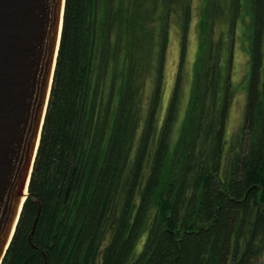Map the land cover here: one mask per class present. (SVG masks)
<instances>
[{"label":"trees","instance_id":"obj_1","mask_svg":"<svg viewBox=\"0 0 264 264\" xmlns=\"http://www.w3.org/2000/svg\"><path fill=\"white\" fill-rule=\"evenodd\" d=\"M127 5L129 0H65L28 197L1 264H252L264 253V129L253 146L264 95V0L251 5L242 122L228 137L227 70L222 85H207L202 102H195L184 163L164 188L178 90L177 79L159 117L165 34L137 143L140 115L127 98L112 123L93 107L91 82L108 24L111 29L118 15L123 27H132L130 16L140 11ZM188 11L186 6L184 31Z\"/></svg>","mask_w":264,"mask_h":264},{"label":"rangeland","instance_id":"obj_2","mask_svg":"<svg viewBox=\"0 0 264 264\" xmlns=\"http://www.w3.org/2000/svg\"><path fill=\"white\" fill-rule=\"evenodd\" d=\"M252 1L129 0V10L132 3L134 7L139 6L141 11L130 16L132 27H123V17L121 19L118 15L112 17L115 19L111 29L108 24V38L97 54L91 82L93 107L100 111L101 120L105 118L112 123L120 103L127 98L140 115L135 131L136 143L155 94L159 53L165 34L160 71L163 105L159 117L163 115L177 79L178 90L176 119L162 188L184 163L186 142L198 112L195 102H202L207 85L212 87L215 82L222 85L221 82L227 78V70L231 82L227 136H231L242 122L249 69ZM186 6L189 21L184 31L183 13ZM263 129L264 95L257 112L254 147L258 145ZM144 238L143 231L137 250H140ZM252 264H264V253L256 257Z\"/></svg>","mask_w":264,"mask_h":264},{"label":"water","instance_id":"obj_3","mask_svg":"<svg viewBox=\"0 0 264 264\" xmlns=\"http://www.w3.org/2000/svg\"><path fill=\"white\" fill-rule=\"evenodd\" d=\"M65 0H0V264L35 162Z\"/></svg>","mask_w":264,"mask_h":264}]
</instances>
